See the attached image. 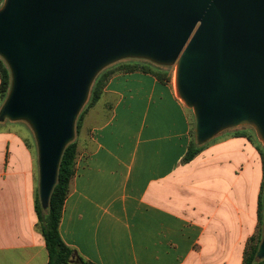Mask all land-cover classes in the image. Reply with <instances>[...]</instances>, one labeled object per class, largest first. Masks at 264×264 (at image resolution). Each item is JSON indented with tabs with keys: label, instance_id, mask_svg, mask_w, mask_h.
I'll use <instances>...</instances> for the list:
<instances>
[{
	"label": "crops",
	"instance_id": "obj_1",
	"mask_svg": "<svg viewBox=\"0 0 264 264\" xmlns=\"http://www.w3.org/2000/svg\"><path fill=\"white\" fill-rule=\"evenodd\" d=\"M22 123L0 121V264H47L36 155ZM190 131L173 80L112 76L76 134L64 241L95 264H242L258 227L260 145L230 129L184 164Z\"/></svg>",
	"mask_w": 264,
	"mask_h": 264
},
{
	"label": "water",
	"instance_id": "obj_2",
	"mask_svg": "<svg viewBox=\"0 0 264 264\" xmlns=\"http://www.w3.org/2000/svg\"><path fill=\"white\" fill-rule=\"evenodd\" d=\"M0 57L11 75L0 121L32 130L44 209L93 82L123 60L174 68L198 145L250 127L264 147V0H3Z\"/></svg>",
	"mask_w": 264,
	"mask_h": 264
},
{
	"label": "trees",
	"instance_id": "obj_3",
	"mask_svg": "<svg viewBox=\"0 0 264 264\" xmlns=\"http://www.w3.org/2000/svg\"><path fill=\"white\" fill-rule=\"evenodd\" d=\"M3 0H0V5ZM144 71L153 72L161 81L169 82L172 80L171 67L159 66L150 61L143 59H127L104 69L96 77L90 90L87 104L80 112L76 122V134L80 132L84 119L88 111L96 105L104 93V88L108 80L122 72ZM11 85V75L5 61L0 57V99L5 100ZM248 129V127H243ZM249 131V130H247ZM191 139L188 149L182 159V163L186 164L194 160L208 145H198L195 138V132L191 128ZM237 135L247 136L254 139V136L248 133L237 132ZM255 140V139H254ZM264 169V147L260 146ZM78 155V142L75 139L65 149L59 167L58 180L51 195L50 204L47 209L41 206L38 189L36 190L35 208L37 213V230L43 235L46 249L48 252L47 264H95L80 256L74 248L69 246L60 233V222L64 209V204L70 192V184L76 173V159ZM263 192L264 181L258 200V229L247 241L244 250L242 264H264V259L256 256L261 238H262V222H263Z\"/></svg>",
	"mask_w": 264,
	"mask_h": 264
},
{
	"label": "rangeland",
	"instance_id": "obj_4",
	"mask_svg": "<svg viewBox=\"0 0 264 264\" xmlns=\"http://www.w3.org/2000/svg\"><path fill=\"white\" fill-rule=\"evenodd\" d=\"M171 75H172V80H173V85H174V68H171ZM88 99H89V98H88ZM86 104H87V103H86ZM86 104H85V105H86ZM188 110H189V109H188ZM189 115H190V124H191V128L194 130V128H195V121H194V116H193V113H192L191 110H189ZM8 123H10V122H8ZM22 125H23L24 130H25L26 133H28V131H29L30 142H31V144H32V146H33V148H34V153H35V155H36V181H37V187H38V176H39V174H38V155H37V146H36L35 138H34L33 132H32V130L30 129V127L27 126V125L24 124V123H22L21 126H22ZM247 130H249V132L254 136L255 142H256L258 145L262 146L261 143L259 142V140L257 139V136H256L255 132H254L250 127H248ZM211 141H212V140H211ZM215 187L217 188V185H216ZM225 187H226L225 182H223V181L220 180V182H218V188H220L221 190H223V188L225 189ZM213 188H214V187H213ZM257 229H258V227H257ZM256 232H257V231H256Z\"/></svg>",
	"mask_w": 264,
	"mask_h": 264
}]
</instances>
